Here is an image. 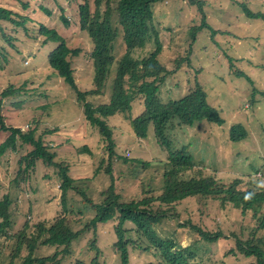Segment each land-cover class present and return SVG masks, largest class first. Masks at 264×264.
Listing matches in <instances>:
<instances>
[{
	"label": "rangeland",
	"instance_id": "obj_1",
	"mask_svg": "<svg viewBox=\"0 0 264 264\" xmlns=\"http://www.w3.org/2000/svg\"><path fill=\"white\" fill-rule=\"evenodd\" d=\"M84 1L2 3L22 17L17 21L25 19L20 27L0 22V94L10 87L18 90L15 96L3 99L5 125L19 128L23 133L36 129L35 138L41 137L47 150L55 155L56 166H66L74 180L73 186L94 203H101L110 185L124 202L142 196L145 190L156 193L163 181L166 148H185L196 164L195 170L204 176L216 173L224 183L238 176H256L260 179L255 180L256 183L264 186V0H193V3L191 0H161L154 4L155 25L162 33L159 61L173 72L160 88L161 100H178L199 85L206 93L207 103L217 110L222 124L203 121L184 126L172 121L165 131L166 144L161 146L152 129L145 139H138L131 131L127 114L115 115L106 120L112 131L113 156L108 154V141L85 120L75 91L49 67L48 55L56 45L46 43L39 30L41 25L55 30L69 49L79 51L76 57L68 58L77 89L80 92L94 89L90 59L93 44L78 24L77 7ZM87 1L93 10V0ZM23 5L26 8H22ZM243 5L261 16L246 17ZM42 9L48 10L50 15H43ZM61 15L66 17L68 27L64 26ZM117 21L114 15L116 61L125 51ZM202 23L210 29L195 32ZM153 45L136 50L133 57H144ZM115 68L116 64L101 93L88 95L85 102L94 107L108 103ZM141 103L142 100L137 99L132 103L131 119L139 114ZM236 126L246 131L245 139L230 140L231 129ZM8 136L9 132H0V145ZM32 149L33 146L17 139L14 149H6L0 155V197L7 196L11 202L10 227L0 234V264H20L29 251L36 223L41 221L48 227L58 216L66 219L73 232H83L72 243V253L64 256L59 264H75L77 258L87 264L95 261L120 264L113 245L115 223L99 224L95 230L88 226L94 216L91 206L74 188L66 192L60 189L57 167L41 160L26 167L30 159L24 157ZM178 211V221L164 222L157 229L160 237L173 238L181 246L191 245L198 240L196 233L178 227V223L189 220L203 230H219L226 237L216 243H204V252L197 258L200 264H250L239 253L236 257L227 255L235 248L233 234L240 233L246 226L235 210L222 208L218 202L197 204L190 199L183 202ZM44 237L46 234L41 240ZM132 238L137 237L133 234ZM145 243L129 246L130 264L156 261L151 253L141 251ZM139 245L141 248L137 247ZM17 246L20 252L16 254ZM59 250L61 248L39 244L34 257H51ZM60 257L62 255L57 254L56 258Z\"/></svg>",
	"mask_w": 264,
	"mask_h": 264
},
{
	"label": "trees",
	"instance_id": "obj_2",
	"mask_svg": "<svg viewBox=\"0 0 264 264\" xmlns=\"http://www.w3.org/2000/svg\"><path fill=\"white\" fill-rule=\"evenodd\" d=\"M159 1L161 0H93V10L87 0L79 4L77 7L79 28L87 33L93 44L90 59L93 65L95 88L90 91L80 92L77 89L74 72L68 61L69 56L76 57L79 51L69 49L65 40L55 30L47 29L43 25L39 29L45 36L46 43L52 42L56 45L48 55L49 67L75 91L85 120L90 126L97 128L108 141L109 156L115 153L112 131L106 120L115 115L127 114L131 131L138 139H145L148 131L152 129L156 142L161 146L166 144L165 131L172 121L184 126H194L203 121L218 126L222 124L217 110L207 103L206 93L199 85L189 89L186 95L178 100L167 102L161 100L160 88L173 72L159 61L163 48L160 42L162 33L155 25L153 11L154 4ZM3 2L21 3V0H1L0 22H7L16 27L23 25L25 19L17 21V18L22 17L2 6ZM22 8H26L25 5ZM241 8L246 17L261 16L260 13L251 12L244 5ZM42 12L45 16L50 15L46 9H42ZM114 15L118 18L117 23L121 29L125 50L117 61L114 56L117 31L112 27ZM61 19L64 26L68 27L66 17L61 15ZM202 24V27L201 25L197 27L195 32L204 28L210 29L205 23ZM192 39H195L193 34ZM148 45H153V49L148 50L144 57H133L136 50H143ZM114 64H116L115 76L108 103L94 107L85 102L88 95L94 96L101 93ZM244 77L251 82L249 77L245 75ZM17 91L10 87L0 94V132H9L7 139L0 145V155L6 149H14L16 140L20 139L23 143L33 146L32 151L24 157L25 160L30 159L25 164L26 167L31 166L35 160L57 167L61 181L60 189L66 192L74 188L76 193L91 206L94 216L87 224L88 226L95 230L99 224L115 223L113 235L116 241L113 245L120 264H130L129 246L145 242V247L141 251L151 253L156 259L155 262L148 261L145 264H198L197 258L204 252L202 249L204 243H216L226 239L223 232L203 230L189 220L178 223V227L189 228L196 233L198 240L191 245L181 246L173 238L160 237L157 229L164 222L178 221L179 207L190 199L196 200L197 204L207 201L218 202L222 208L235 210L246 226L240 233L233 234L235 248L230 249L227 255L232 254L236 257L239 253L244 259L249 260L250 264H264V186L256 183L255 180L260 181L258 177L243 175L224 183L216 176V173L204 176L201 171H196V164L186 153L185 148H166L168 153L163 167V181L156 193L145 190L142 196L124 202L110 185L107 191L102 193L101 203H94L81 189L73 186L74 180L69 176L66 166L59 164L56 166L55 155L47 150L41 137L35 138L36 129L23 133L19 128L5 125L2 115L3 99L15 96ZM135 99L142 100L141 106H138L141 110L131 119L132 103ZM246 137L247 133L242 127L236 126L231 129V141H239ZM83 150L87 151V148L84 147ZM10 205L11 202L7 196L0 197V234L10 227ZM40 222L34 226L36 233L31 237L29 251L20 264H47L48 262L59 264L64 256L72 253V243L83 233L82 231L73 232L64 217H56L48 227ZM44 234L46 237L41 240ZM133 234L137 237L136 239L132 238ZM39 244L58 247L61 250L51 257L35 258L34 252ZM137 247L141 248V245ZM15 250L16 254L19 253L20 247L17 246ZM97 252H99L98 249ZM57 254H61L62 257L56 258ZM75 264L87 263L77 258ZM91 264L97 263L95 261Z\"/></svg>",
	"mask_w": 264,
	"mask_h": 264
}]
</instances>
